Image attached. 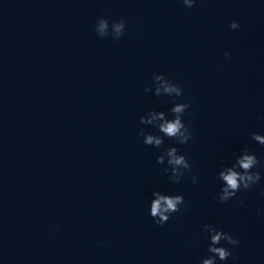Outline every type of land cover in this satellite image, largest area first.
I'll list each match as a JSON object with an SVG mask.
<instances>
[{
	"label": "clouds",
	"instance_id": "clouds-1",
	"mask_svg": "<svg viewBox=\"0 0 264 264\" xmlns=\"http://www.w3.org/2000/svg\"><path fill=\"white\" fill-rule=\"evenodd\" d=\"M186 8H192L196 4V0H182ZM230 29L236 30L240 24L233 21L229 24ZM126 21L120 19L111 21L107 18L99 17L95 23V32L101 39L111 36L115 41H118L125 34ZM225 59L231 62L230 54L225 53ZM154 90L151 87H145L144 91H152L156 97L170 96L181 98L184 95L183 87L166 78L164 74H154L152 77ZM191 108L188 102H175L169 109L172 118L164 111H156L150 109L145 115L140 116L139 123L155 128L159 134L146 132L143 128L139 129L138 135L143 137V143L148 146L160 149L165 143V138L173 140L176 144H186L192 137L193 132L189 125H186L183 116ZM250 139L264 146V135L253 132ZM156 162L159 165L167 164L163 169L165 174L170 173L172 183L178 184L187 172L192 169V164L185 155L180 154L177 147L163 148L162 154L158 155ZM264 163H262L254 152H251L247 146L241 149L240 153L235 157L234 161L229 166L222 167L218 174L217 180L221 182V189L217 199L221 203H227L237 197V193L241 190H251L261 179ZM193 184L199 179L198 176L191 177ZM153 199L150 202V216L153 221L160 226L167 223L173 213L181 211V206L187 209V205L183 195L165 194L160 191L152 193ZM264 196V192L261 193ZM243 203V199L239 200ZM202 231L207 234L209 240L207 252L209 255L202 258L200 264H217L219 261H227L229 257L235 261L231 248L222 246L221 242H226L231 247H236L239 240L233 237L232 234L218 229L214 224H205ZM220 245V246H218ZM193 247H199V241L192 244Z\"/></svg>",
	"mask_w": 264,
	"mask_h": 264
}]
</instances>
